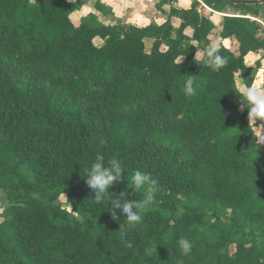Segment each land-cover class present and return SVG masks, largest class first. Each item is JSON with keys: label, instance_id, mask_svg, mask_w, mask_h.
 <instances>
[{"label": "trees", "instance_id": "16d2710c", "mask_svg": "<svg viewBox=\"0 0 264 264\" xmlns=\"http://www.w3.org/2000/svg\"><path fill=\"white\" fill-rule=\"evenodd\" d=\"M86 1L0 0V190L10 204L0 264H264V143L254 132L264 120L251 123L242 96L254 82L245 57L264 52L260 25L243 17L257 10L200 0L225 14L218 29L196 1L157 0L162 24L105 25L95 14L73 23ZM212 35L236 42L220 44L219 70L195 57ZM98 153L124 164L113 198L145 194L132 195L137 170L159 182L139 224L119 211L113 220L109 197L93 199L85 178ZM63 195L70 211L55 204ZM181 236L194 243L187 256Z\"/></svg>", "mask_w": 264, "mask_h": 264}, {"label": "clouds", "instance_id": "9594fccd", "mask_svg": "<svg viewBox=\"0 0 264 264\" xmlns=\"http://www.w3.org/2000/svg\"><path fill=\"white\" fill-rule=\"evenodd\" d=\"M201 58V62L205 67L219 70L227 64V58L221 54V45L219 41L210 42L204 48L200 49L199 53L195 52V57ZM183 57L178 58V65H180ZM186 91L195 94L194 88H186ZM244 108L249 109V120L254 122L264 120V87L257 88L248 85L242 93ZM260 135L259 141L264 140L262 131L264 128H257ZM125 173L123 162L116 156L110 159L105 158L103 154L98 153L95 156L94 163L86 169V184L93 191V199L98 205H103L106 197H109L110 212L113 220H120L117 211L123 214V221L126 220L129 228L139 224L143 220V214L154 203L158 191V181L153 179L151 174L146 171H135L131 183L133 185L134 197L136 193L146 190L145 194L140 198H129L128 195L120 194L119 198H113L109 189L114 182L121 181ZM122 238L125 240L126 246L133 247L132 242L127 240V233L123 230L120 224V231ZM180 251L183 255H189L194 248V243L188 238L181 236L176 241Z\"/></svg>", "mask_w": 264, "mask_h": 264}, {"label": "crops", "instance_id": "0c3cea01", "mask_svg": "<svg viewBox=\"0 0 264 264\" xmlns=\"http://www.w3.org/2000/svg\"><path fill=\"white\" fill-rule=\"evenodd\" d=\"M67 1L75 2V1H83V0H67ZM194 1L199 3L200 11L203 14H204V9H205L209 11L211 14H215L219 16L220 19L222 16L225 15V14H220V13L211 11L200 0H175L171 4H168L166 8L173 7L176 9H188L191 6L192 2ZM234 1L235 2H246L251 6L252 10H257L258 12L257 15L251 16L248 14L243 17L249 18L250 20L257 22L261 27L262 37L264 38V0H234ZM97 2L100 3L105 9H108L107 11L108 13L97 11L95 9V4ZM182 2H185V5H181L183 4ZM156 4H157V0H87L86 3H84L83 6H81L79 10H77L76 12L70 15V19L71 17L77 18L76 21L71 20L73 23H76L83 17L87 16L88 14H95L98 20L105 25L114 24L116 22H119L121 25L126 26V27L142 28V27L148 26L151 23H155V24H159V23H156L150 20L146 24H143V25H137V26L131 25L130 26L126 24V22H128V20L146 22V18H147L146 16H149L150 18L161 16L162 18H164V21H165L166 16L156 10L155 8ZM147 8L150 10V13L148 15H146ZM227 13L228 14L226 15L228 16L240 17L241 14H243V11L236 10V9H230L227 11ZM80 14H81V17H79ZM216 26L218 27V25ZM227 48H230V47H227ZM254 60L256 61H255V65L253 66ZM257 62H259V67L256 66ZM261 62H263V65H261ZM245 64L249 68H251L254 72L253 86L257 88H262L263 87V73H264V52L259 51L257 53L247 54V56L245 57Z\"/></svg>", "mask_w": 264, "mask_h": 264}, {"label": "rangeland", "instance_id": "374dc122", "mask_svg": "<svg viewBox=\"0 0 264 264\" xmlns=\"http://www.w3.org/2000/svg\"><path fill=\"white\" fill-rule=\"evenodd\" d=\"M182 3L183 4H181V5H185V2H182ZM149 13H150V10L147 8V14L146 15H148ZM204 15H206L207 17H209L216 25H218L217 28L220 29V27H221V19L219 18V16H217L215 14H211L209 11H207L205 9H204ZM79 17H81V14H80ZM79 17H78V19H79ZM146 17H147L146 18V22H138V21H135V20H128V22H126V24H128L130 26L131 25L137 26V25L146 24L150 20L151 21H154L156 23H159V24H161L164 21V18H162L161 16H157L155 18L154 17L150 18L149 16H146ZM76 19L77 18H75V17H71V20L72 21H76ZM213 41H219L220 44H222V45H224L226 47H230V48H233L236 45L235 40H233V39L221 40L218 37V35H212L211 36L210 42H213ZM151 43H152L151 40H145V49H146V51L149 50V48L151 46ZM94 44L96 46H99L101 44V42L98 39H95L94 40ZM255 61L256 60H254V62H253V66L255 65ZM261 65H263V62H261ZM236 82L238 84V87L243 91V87H242L241 81L237 78ZM251 123H254V122L251 121ZM257 128H261V127H259V126H255L254 127L255 134L257 136H259L260 133L257 130ZM261 134L264 135V131H262ZM261 142L264 143V140H261ZM55 204L56 205H59L62 209H66V210L70 211L69 208L66 205V198H65L64 195L61 196V197H59V199L55 202ZM9 207H10V204H9L7 198H6L5 193L2 190H0V222L2 220H4V219H7L8 218V209H9Z\"/></svg>", "mask_w": 264, "mask_h": 264}]
</instances>
